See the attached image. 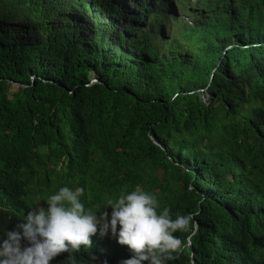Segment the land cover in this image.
<instances>
[{"label":"trees","instance_id":"1","mask_svg":"<svg viewBox=\"0 0 264 264\" xmlns=\"http://www.w3.org/2000/svg\"><path fill=\"white\" fill-rule=\"evenodd\" d=\"M197 4L0 0V244L61 187L97 215L140 187L198 225L169 264H264V0Z\"/></svg>","mask_w":264,"mask_h":264},{"label":"clouds","instance_id":"2","mask_svg":"<svg viewBox=\"0 0 264 264\" xmlns=\"http://www.w3.org/2000/svg\"><path fill=\"white\" fill-rule=\"evenodd\" d=\"M83 194V188L64 186L47 198L46 207L31 209L5 234L0 264H51L63 253H68L71 264H78L73 254L91 248L94 236L104 238L109 231L131 253L119 264H169L178 259L198 228L192 213L173 218L167 207L158 211L157 196L140 187L107 200L110 218L105 209L99 215L86 209L80 199ZM177 233L188 234L187 240Z\"/></svg>","mask_w":264,"mask_h":264},{"label":"rangeland","instance_id":"3","mask_svg":"<svg viewBox=\"0 0 264 264\" xmlns=\"http://www.w3.org/2000/svg\"><path fill=\"white\" fill-rule=\"evenodd\" d=\"M197 2L198 1H196V0H180V5H178V8L174 7L173 11H174V13H177V16L179 18H181L182 21H185L186 23L191 24L190 19L188 17H184L185 14L182 12V10L185 11V12L190 10L191 13L193 15H195V12H196L197 6H198ZM181 15H183V16L181 17ZM178 24L179 23H177V22L172 23L173 27L170 30L171 31L175 30L178 27ZM17 88H18V86H14V85L10 84V91L11 92L16 91ZM203 101L206 103V99L203 98Z\"/></svg>","mask_w":264,"mask_h":264},{"label":"water","instance_id":"4","mask_svg":"<svg viewBox=\"0 0 264 264\" xmlns=\"http://www.w3.org/2000/svg\"><path fill=\"white\" fill-rule=\"evenodd\" d=\"M214 72V71H213ZM212 77V76H211ZM95 82H98V80L97 79H95V78H93L92 80H91V83H95ZM11 85H14V86H20L19 84H17V83H15V82H11Z\"/></svg>","mask_w":264,"mask_h":264}]
</instances>
